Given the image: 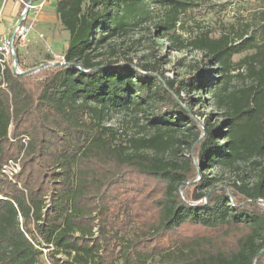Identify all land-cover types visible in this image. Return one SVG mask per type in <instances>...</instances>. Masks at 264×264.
<instances>
[{"label": "trees", "instance_id": "trees-1", "mask_svg": "<svg viewBox=\"0 0 264 264\" xmlns=\"http://www.w3.org/2000/svg\"><path fill=\"white\" fill-rule=\"evenodd\" d=\"M16 1L20 17L29 0ZM196 7L56 0L62 59L21 73L0 64V264H264V5L254 25L182 40ZM154 19L158 39L203 54L190 82L116 48ZM200 88L220 125H199V100L183 98ZM113 112L138 132L106 125ZM221 170L234 180L221 184Z\"/></svg>", "mask_w": 264, "mask_h": 264}, {"label": "rangeland", "instance_id": "rangeland-1", "mask_svg": "<svg viewBox=\"0 0 264 264\" xmlns=\"http://www.w3.org/2000/svg\"><path fill=\"white\" fill-rule=\"evenodd\" d=\"M44 1V6L39 8H31L25 13L23 26L25 27L26 37L23 41H19L16 45L19 63L14 62V56L7 57L6 64L18 73L35 69L52 60L58 61L67 48L68 33L64 30L57 14L55 13L56 0H34L32 5H38ZM197 7L189 11L186 16L182 17L178 25L177 34L182 40L192 38L199 31L211 30L213 32L228 31L233 27L239 30L245 24H256L255 18L260 8L264 5V0H193ZM4 0L0 1V9ZM10 2H7L2 8L3 25H6L7 31L14 28L19 15L15 18L8 19L11 14ZM157 19L145 24L142 28L130 33L123 39L115 41L116 48L121 52L126 50L128 58L138 61L142 56L146 59H159V66L165 77L176 80L190 82L197 76L198 70L201 69L205 60L203 54L190 51L187 48L176 50L170 46L168 41L158 39L155 32L154 24ZM253 28V27H252ZM13 30V29H12ZM242 58V55L233 57L236 62ZM15 65H14V64ZM14 65V67H13ZM35 71V70H34ZM240 70L239 72H242ZM238 71H233L236 75ZM39 76L36 73L30 75V84L38 81ZM240 78H234L232 87H240ZM183 98H193L199 100L198 104L192 107L195 111V120L199 125L205 123V119L210 122L221 124L222 119L219 113L213 108L211 97L203 91L202 88L198 92H190L189 95L183 94ZM106 125H110L119 129L127 135H135L138 128H135L131 122V115L124 112L111 113L105 120ZM139 124L143 121L139 120ZM23 142V138H21ZM27 141V140H26ZM22 154L17 159L11 160V164L7 162L6 170L8 174L13 172L12 178L20 172ZM17 164V165H15ZM242 173L250 180L255 176V172L241 168ZM16 170V173L14 172ZM221 184H226L234 180L231 172L221 170Z\"/></svg>", "mask_w": 264, "mask_h": 264}, {"label": "built area", "instance_id": "built-area-1", "mask_svg": "<svg viewBox=\"0 0 264 264\" xmlns=\"http://www.w3.org/2000/svg\"><path fill=\"white\" fill-rule=\"evenodd\" d=\"M32 3L33 2L24 4L25 8H24L23 12L26 9L28 11V9H31V8H39V9H41L44 6L45 2L42 1L40 4L34 5V6L32 5ZM24 34H25V27L23 26V24H21L20 26H18L16 28L15 38L13 40H11V38H5V39L0 41V64L1 65H3L6 62V59H7L8 56L11 57V56L15 55V53H14V42L15 41H17V42L23 41L25 39V37H26V35H24ZM14 65H13V67H14ZM23 143H26V139H23ZM8 162L11 164L12 161L10 160ZM15 165H17V164H15ZM6 166H7V164H5L3 166L2 172L5 174V176H7L8 179H13L12 178L13 172H10V174H8V172L6 170ZM14 172L16 173V170H14Z\"/></svg>", "mask_w": 264, "mask_h": 264}, {"label": "crops", "instance_id": "crops-1", "mask_svg": "<svg viewBox=\"0 0 264 264\" xmlns=\"http://www.w3.org/2000/svg\"><path fill=\"white\" fill-rule=\"evenodd\" d=\"M7 2H10L11 5H13V7L11 8V14L10 17H8V19H12L15 18L18 15V11H19V5L18 2L16 0H6L5 4H7ZM12 28H10L9 31H7L6 25H3V14L1 12L0 15V41L5 39V38H10V34L12 32Z\"/></svg>", "mask_w": 264, "mask_h": 264}, {"label": "water", "instance_id": "water-1", "mask_svg": "<svg viewBox=\"0 0 264 264\" xmlns=\"http://www.w3.org/2000/svg\"><path fill=\"white\" fill-rule=\"evenodd\" d=\"M31 2H32V0H29V3H31ZM26 12H27V9L20 15L19 19L17 20V22H16V24H15V26L11 32V36H10L11 40H13L15 38L16 28L21 25L22 21L24 20ZM14 62L16 63L15 56H14Z\"/></svg>", "mask_w": 264, "mask_h": 264}]
</instances>
